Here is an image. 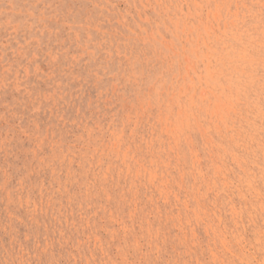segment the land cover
<instances>
[{
    "label": "rangeland",
    "instance_id": "rangeland-1",
    "mask_svg": "<svg viewBox=\"0 0 264 264\" xmlns=\"http://www.w3.org/2000/svg\"><path fill=\"white\" fill-rule=\"evenodd\" d=\"M0 264H264V0H0Z\"/></svg>",
    "mask_w": 264,
    "mask_h": 264
},
{
    "label": "bare ground",
    "instance_id": "bare-ground-1",
    "mask_svg": "<svg viewBox=\"0 0 264 264\" xmlns=\"http://www.w3.org/2000/svg\"><path fill=\"white\" fill-rule=\"evenodd\" d=\"M263 87V86H262ZM227 190V189H226ZM263 198V197H262ZM218 226V225H217ZM261 235V234H260ZM224 236V235H223Z\"/></svg>",
    "mask_w": 264,
    "mask_h": 264
}]
</instances>
